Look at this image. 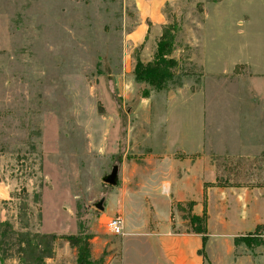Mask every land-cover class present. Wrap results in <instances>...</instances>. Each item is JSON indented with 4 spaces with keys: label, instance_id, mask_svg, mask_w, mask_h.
Here are the masks:
<instances>
[{
    "label": "rangeland",
    "instance_id": "374dc122",
    "mask_svg": "<svg viewBox=\"0 0 264 264\" xmlns=\"http://www.w3.org/2000/svg\"><path fill=\"white\" fill-rule=\"evenodd\" d=\"M218 1H162L154 26L136 0H0V264H78L84 238L89 264L116 262L121 236L105 226L115 215L127 231L206 227L219 264L264 254L235 244L264 242V221L252 227L264 197L245 218L232 198L264 185V99L244 66L204 72L205 45L236 15ZM142 26L146 43L135 44ZM165 32L175 76L157 90L134 68L153 60ZM114 165L110 186L102 179ZM192 168L193 196L181 200L173 187Z\"/></svg>",
    "mask_w": 264,
    "mask_h": 264
},
{
    "label": "crops",
    "instance_id": "0c3cea01",
    "mask_svg": "<svg viewBox=\"0 0 264 264\" xmlns=\"http://www.w3.org/2000/svg\"><path fill=\"white\" fill-rule=\"evenodd\" d=\"M136 1L139 2L140 8L152 10L148 16L156 26L155 17L158 16L162 1L165 0ZM235 1L237 4L233 6ZM213 5L215 10H228L236 15L230 22H223L222 28L218 24L216 27L221 28V33L214 37L212 45L208 48L205 45L203 60L205 74H232L239 66H244L249 75H252L250 83L254 93L260 99H264V0H221ZM240 11L245 14L241 19L238 16ZM257 13L261 14V17ZM226 29L229 30L228 35L224 33ZM141 34L143 36L139 38ZM145 36L146 30L144 32L142 26L131 37L135 44H143L146 43ZM199 111L201 114V105ZM198 172L199 168H192L187 181L182 182L181 186L173 187L181 200L182 196L186 197L185 199L193 196L185 184L194 187L192 180ZM237 189L232 197L238 204L236 214L245 218L253 212L252 205L264 197V185L260 187L258 184H251ZM262 221L264 220L256 217L252 227ZM126 229L127 224H124L123 233L120 235L121 254L116 262L110 264H219L207 246L204 253H200L203 241L198 233L172 231L166 223H161L150 230H144L139 226L134 230ZM234 264H264V254L256 257L240 255L236 257Z\"/></svg>",
    "mask_w": 264,
    "mask_h": 264
},
{
    "label": "trees",
    "instance_id": "16d2710c",
    "mask_svg": "<svg viewBox=\"0 0 264 264\" xmlns=\"http://www.w3.org/2000/svg\"><path fill=\"white\" fill-rule=\"evenodd\" d=\"M173 41V35L170 32H165L157 44L153 60L147 64H143L139 61L137 62L134 68V76L137 81L146 83L157 90H161L167 81L174 78L176 60L171 57ZM195 233L202 236L203 247L200 253L203 254L207 241L206 227L195 230ZM256 233L257 230L255 231V234ZM248 238L249 237L246 236L241 240H236L235 244H239L241 241L249 249L255 246H264V242L255 244L256 242L252 243ZM22 253L25 256L29 255L32 261H36L37 257H34V248L30 246L29 242H26V249H24ZM89 259H91V247L88 238L80 239L78 245V264H89ZM28 264H32V262Z\"/></svg>",
    "mask_w": 264,
    "mask_h": 264
},
{
    "label": "built area",
    "instance_id": "2783aa9c",
    "mask_svg": "<svg viewBox=\"0 0 264 264\" xmlns=\"http://www.w3.org/2000/svg\"><path fill=\"white\" fill-rule=\"evenodd\" d=\"M105 226L112 235H122L124 230V219L121 215L113 216L107 220Z\"/></svg>",
    "mask_w": 264,
    "mask_h": 264
},
{
    "label": "water",
    "instance_id": "95a60500",
    "mask_svg": "<svg viewBox=\"0 0 264 264\" xmlns=\"http://www.w3.org/2000/svg\"><path fill=\"white\" fill-rule=\"evenodd\" d=\"M102 181L110 186H115L118 182V166L114 165L111 169V172L105 175ZM103 202L104 199L102 198L98 203L95 204V207L100 211L104 210Z\"/></svg>",
    "mask_w": 264,
    "mask_h": 264
}]
</instances>
